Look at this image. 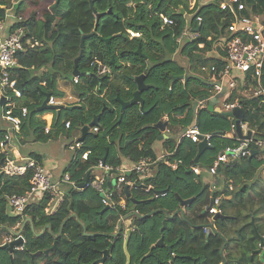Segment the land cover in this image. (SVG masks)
Listing matches in <instances>:
<instances>
[{
    "label": "trees",
    "instance_id": "16d2710c",
    "mask_svg": "<svg viewBox=\"0 0 264 264\" xmlns=\"http://www.w3.org/2000/svg\"><path fill=\"white\" fill-rule=\"evenodd\" d=\"M42 1L20 0L12 8L17 15L27 3L36 6L43 4ZM190 1L52 0L49 7L53 15L51 19L38 17L33 12L24 20L14 22L10 30L23 27V41L28 39L30 44L37 43L34 46L23 43L25 51L17 53L18 66L13 69L16 87L26 96L28 111L18 133H31L35 140L54 139L64 131L60 126L62 121L69 122L67 130L73 132L77 126L86 125L99 114L97 124L93 126L98 131L87 133L82 140V149L90 150L88 159H76L64 171L77 185L106 153L105 164L113 168L123 159L133 163L141 156L153 157L152 144L159 135L154 125L163 115L169 116L168 128L174 134L191 122L194 101L208 96V72L202 68L209 67L214 61L204 55L211 43L205 42L203 50L198 48V43L206 41L210 35L213 41L217 40L231 21L230 16L220 9L225 0H209L207 3L196 0V13L188 19V27L198 29V37H183L177 43V36L185 29L183 17L190 11ZM240 1L246 6L245 14L248 11L264 12V0ZM11 2L0 0V20L5 19ZM160 12L171 16L176 25L161 28ZM197 16L202 17L201 22L196 21ZM48 28L53 32L51 38L47 37ZM127 31L138 36L131 37ZM82 35L86 36L81 48ZM138 50L145 58L136 54ZM80 51L82 55L77 61L79 76L74 82V60ZM175 53L187 58V69L172 60ZM97 62L106 65L110 73L97 77L94 74ZM139 75H144V84L148 86L141 92L143 106L130 105L119 120L120 104L116 97L129 101L136 90L134 78ZM176 76L188 78L174 81ZM60 79L70 81L71 92L79 107L66 111L64 117L62 113L55 116L51 130L44 134L45 123L40 119L43 113L37 112V108L45 94L57 99L64 96L63 89L57 88ZM260 102L258 97L243 103L247 114L251 109L256 110L249 113L251 118L244 120L256 124L257 129L264 128V113L258 109ZM197 121L203 133L213 134L208 148L213 150L210 159L200 156L195 164L196 143L182 139L170 157L171 160L180 158L182 165L171 170L159 163L152 176L143 180L144 185L151 183L154 186L153 191H164V197L151 198L139 188L140 185L130 190V196L140 201L135 205L138 212L132 222L135 229L129 233L127 243L130 264H170L172 254L174 264H264V177L260 175L263 162L258 158L261 153L221 166L215 176L224 182L231 181L235 186L233 191L225 193V187H216L220 180H216L215 185L205 184L207 173L204 169L212 165L222 149L235 145L236 141L215 135L224 132L228 126L220 113L200 109ZM6 133L3 121H0V143L5 142ZM174 143L170 136L163 141L169 150ZM29 156L40 160L36 153ZM191 166L200 167V173L194 175ZM30 176L29 170L23 176L0 175V246L7 236H13L19 230L23 239L20 248H14L12 252L0 248V264H93L106 250L108 255L102 264L126 263L123 228L119 233L114 229L120 216L116 213L118 209L100 214L104 207L101 198L90 188L82 191L66 188L52 213H45L48 200L43 198L30 203L23 216L12 215L5 196L22 195L27 191ZM221 193L224 197L220 204L221 214L229 218L213 220L202 212V208ZM179 198H193V201L181 207ZM126 201L128 208L127 197ZM164 219L167 227L160 232ZM17 224L18 227L12 230ZM210 224H213V230ZM203 227L211 232L204 233ZM198 229L202 234L197 233ZM256 232L263 238L260 253L256 252L260 245ZM160 236L164 246L152 248ZM166 246L170 247L171 253ZM150 249L151 256L145 257Z\"/></svg>",
    "mask_w": 264,
    "mask_h": 264
},
{
    "label": "built area",
    "instance_id": "2783aa9c",
    "mask_svg": "<svg viewBox=\"0 0 264 264\" xmlns=\"http://www.w3.org/2000/svg\"><path fill=\"white\" fill-rule=\"evenodd\" d=\"M220 9L225 11L231 18L223 34L218 36L217 40L213 41V37L210 35L206 38V41L198 43V48L201 50L206 48L205 42L211 43V48L206 50L204 55L205 58L210 57L214 61L209 67L202 68L208 72V96L197 98L194 101L193 118L187 126L179 129L175 146L171 151H163L157 157L150 155L141 156L136 162L129 165L120 164L115 168L105 163L101 164V161H99L95 167L100 169L102 174L89 175L87 179L85 177L82 183L78 185L70 180L67 173L54 178L52 173L42 166L38 160L16 155L14 150L11 149L14 146V136L19 132L22 119L27 116L28 112L26 96L16 87L13 69L18 66L17 53L25 51L23 43L30 44V42L28 39L23 41V27H17L7 33L5 32L4 20H0V98L4 97L0 109V121L9 125L6 129L5 142L0 143V175L17 177L25 175L28 170L31 172L30 186L27 191L22 195L12 194L5 196L6 204L11 214L23 216L26 207L30 203L42 198L48 200L44 211L45 213H49L54 210L51 204L60 203L65 189L69 187L81 191L90 188L98 192L102 195L101 203L104 208L112 210H126L125 187L130 191L135 189L137 185H140L139 188L145 194L150 195L151 198L164 197V191H153L154 186L151 183L144 185L143 180L150 177V173L159 163L166 165L171 170H177L182 165L180 158L170 159L176 151L177 144L182 139H189L196 144L204 141L207 148L210 147L213 134L203 133L197 121L199 110L203 108L208 109L207 103L209 101H212L214 106L219 105L221 112L216 113L224 116V120L228 124L224 132L215 133V135L226 139H233L236 141V144L226 146L217 154L212 165L204 169L207 175L215 176L223 164H230L242 158L250 157L253 151L256 154L261 153V156L264 158V128L257 129V126L251 125L249 121H245L244 118L247 111L243 107L245 101L259 97L261 98V102L258 105V109L264 113V12L253 13L248 11L245 14L243 11L246 10V6L240 0L222 1ZM188 10L194 12V14L196 13V0L190 3ZM158 16L161 20V27L176 25L174 19L164 12H160ZM24 19L22 15L14 17L15 21H22ZM201 20V16L196 17V21L201 22ZM127 33L131 37L138 36L137 33L131 31H127ZM198 33V30L187 33L186 29H184L177 36L176 42L180 43L184 36L196 39ZM36 44L35 42L30 45L34 46ZM105 72L110 73V69L106 65L97 62L94 74L97 77H101ZM74 82H77V77H74ZM41 85H44V83L42 82ZM62 103V100L49 95L47 105H62ZM235 108L245 111V115L239 124L242 137H239L236 132V119L232 115V111ZM255 111V109H251L249 113H255ZM40 118L45 122L43 132L47 134L52 128L53 113L49 111L42 114ZM160 121L167 124L163 135L171 134L168 128L169 116L163 115ZM61 127L68 129L69 122L63 121ZM91 131L96 133L98 128L93 127ZM248 135L249 138H246ZM68 148L73 151L74 158L81 161L87 160L90 155V150L82 149V142L78 140L69 144ZM190 170L194 175H198L201 168L191 166ZM110 172L111 175L114 174L112 178L111 176L108 177V173ZM127 173L135 177H130ZM109 181L110 187L107 186V182ZM213 188L216 187L213 185ZM226 190H233V186L229 184ZM222 198L223 193L212 197L208 203L203 205L202 212H205L210 217L221 214L220 204ZM137 214L136 210L133 215H125L124 218L122 215L119 216V221L127 223L125 230L131 232L135 229L132 219ZM130 221L131 226L129 225ZM17 227L18 224L12 230H15ZM115 229H118L117 224L115 225ZM203 232H210V229L203 227ZM124 236L125 233L123 232ZM15 239H17L16 235H9L5 238L4 242L9 243ZM151 246L153 247L154 244Z\"/></svg>",
    "mask_w": 264,
    "mask_h": 264
},
{
    "label": "water",
    "instance_id": "95a60500",
    "mask_svg": "<svg viewBox=\"0 0 264 264\" xmlns=\"http://www.w3.org/2000/svg\"><path fill=\"white\" fill-rule=\"evenodd\" d=\"M58 1V0H57ZM110 13V11H109ZM100 17V14L97 15V19ZM97 26V21L95 23V27H94V30ZM197 31V30H196ZM95 32V31H93ZM86 35H82L81 37V42H80V47L82 48V45H83V39ZM108 40L106 39L105 40V43H107ZM137 55L139 56H142L143 55L139 52V50L136 52ZM82 55V51H80V54L79 56L74 60V68H73V71H72V75L77 77L79 76V72L77 70V61L80 59ZM145 58V57H143ZM187 76H176L174 77V81L176 80H187ZM134 82L136 84V90L133 91V94H132V98L129 100V101H123L121 99L118 98V96L116 97L118 103L120 104V115H119V120L121 118V115H122V112L127 108L129 107L130 105L132 104H139L140 108H142L143 106V99L141 98V92L146 89L148 86L144 84V75H139L137 77L134 78ZM48 98H49V94H45V97H44V100L42 101L41 105L37 108V112H42V111H45V110H54L56 112V117L59 116L60 114V111L61 110H70L72 109V107H68V106H61V105H47V102H48ZM3 101H4V97H1L0 98V106H2L3 104ZM232 115L235 117L236 119V132H237V135L239 137H242L241 135V132H240V128H239V124H240V121L241 119L243 118V116L245 115V111L243 109H239V108H235L233 109L232 111ZM99 119V114L94 116V118L90 121V123L88 125H83L81 126V137L78 139L79 142H82V140L84 139L85 135L89 132V128H92L93 126H95L97 124V121ZM167 124L165 122H157L155 125H154V128L157 129L159 131V136L157 138V140H163V139H167V136L166 135H163V132L166 128ZM246 138H249V135L246 137ZM207 149V145L204 141L202 142H199L198 145H197V153L195 155V158H194V163H198L199 161V157L202 155V153ZM107 154V153H106ZM106 154L104 155V157L101 159V164H104L105 163V159H106ZM256 154L255 151H253L251 153V156ZM218 171H220V168L218 169ZM128 176H130V173H127ZM89 174L86 175V179L88 178ZM111 176V172L108 173V177ZM107 185L108 187H110V181L107 182ZM81 186V185H79ZM124 193H125V196L128 198V205L129 206H133V205H136L138 204L140 201L132 198L130 196V192L129 190L127 189V187L124 188ZM100 197H102V195H100ZM193 201V198H189V199H181L179 198V202H180V206L183 207L189 203H191ZM108 208H103L101 210V214L106 211ZM177 213V212H176ZM229 217L228 216H224L222 214H217L213 217V219H228ZM251 224H253V222L251 221ZM167 227V223H166V219H164L162 221V226L160 228V232H163V230ZM211 227V226H210ZM211 232V230H210ZM20 233H21V230H19L18 232L15 233V235L17 236V239L9 242V243H4L3 245L0 246V248H7L8 251L12 252L13 249L15 247H19L23 244V239L22 237L20 236ZM129 233L130 231L129 230H125V237H124V240H123V249H124V253L126 255V263L125 264H130V256L128 254V251H127V243H128V240H129ZM256 236L259 238L260 240V248L257 249V253H260L261 250H262V246H263V238L261 236H259L256 232ZM158 246H161L163 247L164 246V243H163V237L160 236V238L155 242L154 246L153 247H158ZM152 247V248H153ZM166 249L168 251V253H171V250H170V247L169 246H166ZM47 253V251H45V254ZM152 254V251L151 249L149 250L148 254L145 255V257H149L151 256ZM108 255V250H106L102 256V258L96 262H94L93 264H102L105 260V257ZM174 258V255H171V259H170V264H174L173 262V259Z\"/></svg>",
    "mask_w": 264,
    "mask_h": 264
},
{
    "label": "rangeland",
    "instance_id": "374dc122",
    "mask_svg": "<svg viewBox=\"0 0 264 264\" xmlns=\"http://www.w3.org/2000/svg\"><path fill=\"white\" fill-rule=\"evenodd\" d=\"M192 1L193 0H191L190 3ZM207 1H209V0H199L200 3H207ZM42 2H43V4H38L36 6H29V4L27 3L26 5H24L22 7L21 11L17 15H22L24 18H27L33 12H36V13H38V17L43 16L44 18L51 19L53 15H52L49 7H50V5L52 3V0H43ZM190 3H189V5H190ZM8 9H10V10H7L6 16H5V19H4L6 25L11 23V16L14 13L13 8L9 7ZM193 15H194V12L188 11V12H186V14L183 17V19L185 20V24H186L185 25V29H186L187 33L191 31V29H189V27H188V19H191ZM52 35H53L52 30L48 28L47 37L51 38ZM184 38H186V36H184ZM172 60H175L184 69L188 68V60L183 55H179V53H175L173 55V57H172ZM71 86L72 85H71L69 80L60 79V80L57 81V88H59V89L67 88V90H69V89H71ZM207 107H208L210 112H221V109H219V105L218 106L217 105L214 106L212 101H209L207 103ZM66 111L67 110H65V109L61 110L62 117H64ZM246 117L247 118H251V115L248 113V114L245 115V118ZM8 126H9L8 124L4 123V128H8ZM172 135L173 136H171V137L174 140H176L177 136H178V133H174ZM25 137H26V141L28 143H26V145L24 146L23 151L25 153H28V152H39L40 151V153L43 155V158H44V161H45L44 165L46 167L55 168V170L52 169V175H53L54 178H57V176L62 173L64 167L67 166L69 158H70V154H71L70 149L61 148L60 147V145L64 141H66L67 139L63 137V138L57 139L56 141H55V139H51L50 141H48V140H45V141H43V140H35V139L32 138V134L31 133L26 134ZM71 140H72V138L70 137L69 140H67V142H70ZM152 148L154 149V152L160 153L159 150L165 148V145L160 140H156V141H154ZM211 155H213V150L206 149L202 153L201 157H202V159L203 158L210 159ZM263 173H264V170L262 172H260V175L262 177H264ZM216 180H221V177H213V176H208L206 174L205 178H204V183L210 185V183H214ZM135 196L139 197L138 194H136ZM38 201H40V200H38ZM35 202H37V201H35ZM110 210H112V209H107L105 214L110 213L111 212ZM123 218H124V216H123ZM122 223L126 227L127 223L126 224L124 222H122ZM199 223H200L199 225H201V222H199ZM212 229H213V227H212ZM197 233L198 234H202V230L198 229Z\"/></svg>",
    "mask_w": 264,
    "mask_h": 264
},
{
    "label": "crops",
    "instance_id": "0c3cea01",
    "mask_svg": "<svg viewBox=\"0 0 264 264\" xmlns=\"http://www.w3.org/2000/svg\"><path fill=\"white\" fill-rule=\"evenodd\" d=\"M20 0H12V2H11V8L13 7V5L14 4H16L17 2H19ZM7 10H10V9H7ZM6 10V11H7ZM16 15L13 13L12 14V16H11V23H9L8 25H6L5 24V32H10V31H12V30H10V27H11V25L14 23V22H16L15 20H14V17H15ZM5 22V21H4ZM196 30H198V29H196ZM196 30H191V31H196ZM190 31V32H191ZM189 33V32H188ZM186 38L188 39L189 37L188 36H186ZM190 39V38H189ZM63 91H64V96L63 97H61V98H59V100H62L63 101V103H62V105L61 106H68V107H72V109H74V108H78L79 107V104H76V101H77V99L74 97V95L72 94V92H71V89H69V90H67V88H65V89H63ZM69 97H71L70 99H69ZM72 109H70V110H72ZM70 110H67V111H70ZM52 112L53 113V118L56 116V112L54 111V110H45V111H42V112H39V113H43V114H45V113H48V112ZM60 113H61V111H60ZM42 115V114H41ZM41 117V116H40ZM46 118H48V117H46ZM94 117H92V119H93ZM41 119V118H40ZM91 119V120H92ZM90 120V121H91ZM43 121V120H42ZM65 121V120H64ZM44 122V121H43ZM63 122V121H62ZM61 122V123H62ZM45 123V122H44ZM90 123V122H89ZM89 123H87L86 125H88ZM3 124H4V122H3ZM251 125H253V124H251ZM255 126H257L256 124H254ZM45 126V125H44ZM61 126V125H60ZM81 126H83V125H79V126H77L76 127V129L75 130H73V132H69L67 129H64L63 127H61L62 129H64V131L62 132V134H59V135H57V137L56 138H54L55 139V141L57 140V139H59V138H66L67 140H69V138L71 137L72 138V140L70 141V142H67V140L66 141H64L61 145H60V147L61 148H68V145L69 144H71V143H73L75 140H78L80 137H81ZM199 126V125H198ZM7 129V128H6ZM91 129L92 128H89L88 130H89V132H92L91 131ZM179 129V128H178ZM178 131V130H177ZM88 132V133H89ZM176 133H178V132H176ZM17 134V133H16ZM44 134H46V133H44ZM160 134V133H159ZM173 133L171 132V134H169V135H166L167 136V138L170 136H173L172 135ZM17 136V138H15V141H14V146L13 147H11V149L12 150H14V153L16 154V155H19V156H21V157H30L29 156V154L30 153H36V154H38L39 156H40V160H38L40 163H41V165L42 166H44L46 169H48L51 173H52V169L53 170H55V168H50V167H46L45 165H44V158H43V155L40 153V151L39 152H28V153H25L24 151H23V148H24V146L26 145V143H28L27 141H26V137H25V135H23L22 133H18V135H16ZM159 136V135H158ZM32 138L33 139H35L34 138V136L32 135ZM51 139H48V141H50ZM165 139H163V140H160L162 143H163V141H164ZM175 144V143H174ZM196 145H198V144H196ZM152 146H153V144H152ZM69 149V148H68ZM71 151V150H70ZM152 151L154 152V149L152 148ZM160 151V153H156V152H154V157H157V156H159L163 151H171V149L169 150V149H167L166 147L165 148H163V149H161V150H159ZM158 152V151H157ZM259 159H262V165H261V167H260V172H262L263 170H264V158H263V156H259L258 157ZM76 159L74 158V156H73V151H71V154H70V158H69V161H68V164H67V166L66 167H64V169H63V171H62V173L61 174H59L58 176H60V175H62V174H64V171H65V169L68 167V165L70 164V163H73L74 161H75ZM121 164H126V165H129V164H131L129 161H127V159H123V161H122V163ZM154 171H155V168L153 169V171L150 173V177L152 176V174L154 173ZM87 174H89V175H101L102 174V171L100 170V169H98V168H96V167H94V168H92L91 170H89V171H87V173H86V175ZM218 174V173H217ZM264 174V173H263ZM113 175L114 174H112L111 175V178L113 177ZM57 176V177H58ZM130 176H131V174H130ZM209 176V175H208ZM213 177H216V176H213ZM143 183V182H142ZM210 184H212V183H210ZM216 183L214 182V185H215ZM225 184H226V186H225ZM229 184H231L232 186H233V189L235 188V186H234V184L231 182V181H228V182H224V180H222V178H221V180H220V182L218 183V185L216 184V187H218V188H222V186L223 187H225V193H227V190H226V188H227V186L229 185ZM108 186V185H107ZM217 188V189H218ZM233 191V190H232ZM228 192H230V191H228ZM124 195H125V193H124ZM99 196H100V194H99ZM126 197V196H125ZM101 198V197H100ZM224 198V197H223ZM43 199V198H42ZM37 202H39L38 200H37ZM48 202V201H47ZM58 205H59V203H52L51 204V207L53 206V211H51V212H49V213H52V212H54L56 209H57V207H58ZM127 205V204H126ZM128 209V210H127ZM135 205H133V206H129L128 205V208L126 207V210L125 211H123L122 212V210L120 211V209H118V211L116 212L118 215H122V216H124L123 215V213L125 212V214L128 216V215H133L134 213H135ZM122 213V214H121ZM101 214V213H100ZM136 216V215H135ZM125 217V216H124ZM169 217H167L166 216V219H168ZM120 219V218H119ZM119 219H118V221L115 223V225L117 224L118 225V229H115V226H114V229L115 230H117V232L119 233L120 232V230H121V228H123V231H122V233L124 232L125 233V229L127 228V226L125 227V225L121 222V221H119ZM214 220V219H213ZM216 220V219H215ZM132 222H133V219H132ZM253 222V221H252ZM129 225L131 226V221L129 222ZM210 226H211V228L213 227V224H210ZM208 228H210L209 226H207ZM211 230H213V229H211ZM123 237V236H122ZM125 237V236H124ZM124 237H123V240H124ZM258 238V237H257ZM263 247V246H262ZM259 248H260V245H259ZM257 251V250H256ZM262 251V250H261Z\"/></svg>",
    "mask_w": 264,
    "mask_h": 264
},
{
    "label": "clouds",
    "instance_id": "9594fccd",
    "mask_svg": "<svg viewBox=\"0 0 264 264\" xmlns=\"http://www.w3.org/2000/svg\"><path fill=\"white\" fill-rule=\"evenodd\" d=\"M208 149V148H207ZM219 172V171H218ZM130 192V191H129Z\"/></svg>",
    "mask_w": 264,
    "mask_h": 264
}]
</instances>
